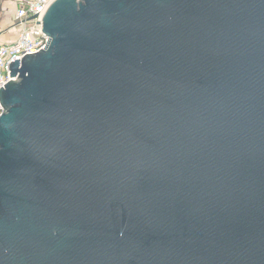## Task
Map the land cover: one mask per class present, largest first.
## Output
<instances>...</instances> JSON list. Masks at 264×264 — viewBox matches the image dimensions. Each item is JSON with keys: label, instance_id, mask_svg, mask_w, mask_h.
<instances>
[{"label": "water", "instance_id": "water-1", "mask_svg": "<svg viewBox=\"0 0 264 264\" xmlns=\"http://www.w3.org/2000/svg\"><path fill=\"white\" fill-rule=\"evenodd\" d=\"M0 89V264H264V0H55Z\"/></svg>", "mask_w": 264, "mask_h": 264}, {"label": "built area", "instance_id": "built-area-1", "mask_svg": "<svg viewBox=\"0 0 264 264\" xmlns=\"http://www.w3.org/2000/svg\"><path fill=\"white\" fill-rule=\"evenodd\" d=\"M55 0H16L13 28L17 30L15 41L0 45V89L9 82L8 69L14 61L21 62L25 55L37 54L44 51L48 44V37L42 32V17ZM4 110L0 106V117Z\"/></svg>", "mask_w": 264, "mask_h": 264}, {"label": "crops", "instance_id": "crops-1", "mask_svg": "<svg viewBox=\"0 0 264 264\" xmlns=\"http://www.w3.org/2000/svg\"><path fill=\"white\" fill-rule=\"evenodd\" d=\"M15 10L16 0H0V15L2 19V26L0 27V45L11 43L16 39L17 30L13 28L15 23Z\"/></svg>", "mask_w": 264, "mask_h": 264}, {"label": "rangeland", "instance_id": "rangeland-1", "mask_svg": "<svg viewBox=\"0 0 264 264\" xmlns=\"http://www.w3.org/2000/svg\"><path fill=\"white\" fill-rule=\"evenodd\" d=\"M9 15H10V14H9ZM8 17H9V16H8ZM4 20H5V18H4ZM1 21H2V19H1V15H0V27L2 26Z\"/></svg>", "mask_w": 264, "mask_h": 264}]
</instances>
